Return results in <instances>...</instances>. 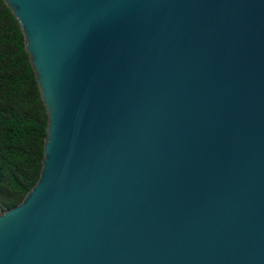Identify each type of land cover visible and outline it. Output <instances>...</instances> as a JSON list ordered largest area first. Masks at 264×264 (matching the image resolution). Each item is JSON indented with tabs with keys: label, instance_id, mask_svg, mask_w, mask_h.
<instances>
[{
	"label": "water",
	"instance_id": "95a60500",
	"mask_svg": "<svg viewBox=\"0 0 264 264\" xmlns=\"http://www.w3.org/2000/svg\"><path fill=\"white\" fill-rule=\"evenodd\" d=\"M48 120L0 264H264V0H3Z\"/></svg>",
	"mask_w": 264,
	"mask_h": 264
},
{
	"label": "trees",
	"instance_id": "16d2710c",
	"mask_svg": "<svg viewBox=\"0 0 264 264\" xmlns=\"http://www.w3.org/2000/svg\"><path fill=\"white\" fill-rule=\"evenodd\" d=\"M47 120L23 34L0 0V215L39 179Z\"/></svg>",
	"mask_w": 264,
	"mask_h": 264
}]
</instances>
